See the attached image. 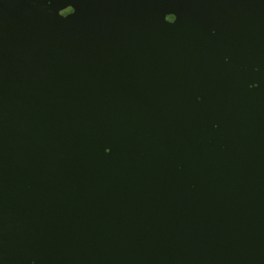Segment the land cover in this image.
I'll return each instance as SVG.
<instances>
[{"label":"water","instance_id":"water-1","mask_svg":"<svg viewBox=\"0 0 264 264\" xmlns=\"http://www.w3.org/2000/svg\"><path fill=\"white\" fill-rule=\"evenodd\" d=\"M0 264H264V0H0Z\"/></svg>","mask_w":264,"mask_h":264},{"label":"snow or ice","instance_id":"snow-or-ice-1","mask_svg":"<svg viewBox=\"0 0 264 264\" xmlns=\"http://www.w3.org/2000/svg\"><path fill=\"white\" fill-rule=\"evenodd\" d=\"M75 10H74V8L72 7L71 8V11L69 12V13H65V14H63V16L62 17H66V16H68L69 14H71V13H73ZM198 97V96H197ZM196 97V98H197ZM215 126V125H214ZM104 151L107 153V152H109L110 151V149L108 148V147H105L104 148Z\"/></svg>","mask_w":264,"mask_h":264}]
</instances>
